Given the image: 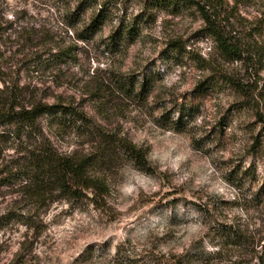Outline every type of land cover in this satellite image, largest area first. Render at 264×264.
Wrapping results in <instances>:
<instances>
[{"label": "rangeland", "instance_id": "374dc122", "mask_svg": "<svg viewBox=\"0 0 264 264\" xmlns=\"http://www.w3.org/2000/svg\"><path fill=\"white\" fill-rule=\"evenodd\" d=\"M104 1L82 9L81 0H0V70L85 114L84 128H52L58 151L95 152L101 130L146 151L147 165L118 152L100 168L99 199L86 192L38 209L17 185L3 188L0 214L12 217L0 227V264H264V70L224 60L194 9L106 0L107 18L83 31ZM220 1L264 65V0ZM142 13L148 22L133 40L107 46ZM47 34L62 56L36 72ZM124 79L149 90L129 97ZM9 144L5 161L16 156ZM27 210L40 226L23 222Z\"/></svg>", "mask_w": 264, "mask_h": 264}, {"label": "trees", "instance_id": "16d2710c", "mask_svg": "<svg viewBox=\"0 0 264 264\" xmlns=\"http://www.w3.org/2000/svg\"><path fill=\"white\" fill-rule=\"evenodd\" d=\"M81 3L83 4L82 9L91 5L90 0H81ZM107 3L105 0L100 4L97 13L90 17L86 26H83V31L94 32L99 28L102 20L107 18ZM145 3L151 5L164 3L178 11L194 9L203 22L206 34L212 38L215 49L224 60L246 61L251 66L256 64L258 68L264 70L262 59H256L257 51H251L252 45L249 47V43L243 40L246 35L245 26L242 32L243 24L239 25L240 22L236 21V17L231 13V8L227 10L223 1L146 0ZM3 16V12L0 11V36L3 29L1 26ZM70 20L71 18H69V22ZM141 20L147 23L148 16L144 17L142 13L132 19L131 24L124 25L122 22L111 35L107 46L117 44L115 46L119 47L121 40H133L137 33L136 25ZM6 29L12 30L13 28L10 25ZM19 29L17 31L19 33L28 30L27 27L21 26ZM31 30L34 33L32 38H37L36 34L40 32L39 27H33ZM82 34L75 33L77 38L84 39ZM42 38L45 39L46 48L42 47L41 50H36L34 53L37 64L41 66L39 70H34L36 72L56 64L63 52L61 43L54 42L52 35L47 34ZM27 41L29 42V39ZM53 42L55 45H51ZM228 82L234 84L237 89H241L233 79L229 78ZM0 83V194H2L3 188L16 187L17 185L19 191L35 209L40 206H48L59 197L81 199L86 197V192H90L95 199H99L107 192L106 180L100 168L108 166L118 152L126 155L129 160L134 161L141 168L147 165L146 151L125 138L109 133L104 134L101 130L98 131L99 136L97 137V144L101 146L95 152L62 153L58 151L49 135L52 128H64L68 123L74 126L77 122L84 128L85 125H88L85 121V114L79 111L78 107L70 104L48 102L46 93L44 90L40 92L37 85L22 84L12 78L6 79L1 70ZM122 85L123 90L127 89L129 97L141 96L149 90L146 80L139 83L137 91L134 80L127 82L124 79ZM258 118L264 126L262 113H258ZM9 142L17 143L16 156L5 161L4 153L12 146ZM22 215L23 222L28 227L37 228L42 223V219L37 217V213H30V210H27V214L23 213ZM10 217H12V213L9 211L0 214V227L6 224Z\"/></svg>", "mask_w": 264, "mask_h": 264}]
</instances>
